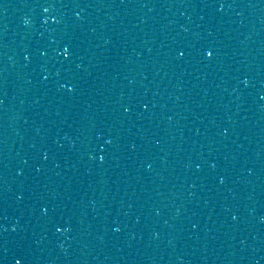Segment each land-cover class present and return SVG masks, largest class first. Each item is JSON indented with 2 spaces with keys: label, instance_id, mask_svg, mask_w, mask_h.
Masks as SVG:
<instances>
[{
  "label": "water",
  "instance_id": "water-1",
  "mask_svg": "<svg viewBox=\"0 0 264 264\" xmlns=\"http://www.w3.org/2000/svg\"><path fill=\"white\" fill-rule=\"evenodd\" d=\"M0 264H264V0H0Z\"/></svg>",
  "mask_w": 264,
  "mask_h": 264
}]
</instances>
